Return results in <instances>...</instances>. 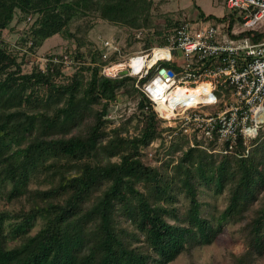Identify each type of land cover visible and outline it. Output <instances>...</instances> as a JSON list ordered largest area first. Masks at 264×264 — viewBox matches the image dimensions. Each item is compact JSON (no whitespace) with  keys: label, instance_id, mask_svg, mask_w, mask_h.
<instances>
[{"label":"trees","instance_id":"16d2710c","mask_svg":"<svg viewBox=\"0 0 264 264\" xmlns=\"http://www.w3.org/2000/svg\"><path fill=\"white\" fill-rule=\"evenodd\" d=\"M152 1L0 0V200L13 205L0 210V264H170L213 244L228 224L238 226L244 246L231 264L264 257V132L249 150L240 136L233 143L216 134L210 141L194 135L192 143L182 133L168 138L132 78L101 74L116 56L104 62L101 50L83 54L85 39L70 33L73 19L97 16L125 30L129 44L142 28L144 48L163 45L186 22L165 15L154 30ZM16 13L31 23L10 47L1 34ZM198 17L224 23L232 38L250 34L232 35L241 23L234 12L198 10ZM56 35L76 44L66 54L77 65L70 78L63 56H48L60 62L45 71L23 72L27 55ZM263 40L253 33L254 42ZM86 55L89 62L81 61ZM122 89L137 95L136 112L107 131ZM205 188L226 195L223 210L199 200ZM204 205L213 210L204 214Z\"/></svg>","mask_w":264,"mask_h":264},{"label":"built area","instance_id":"2783aa9c","mask_svg":"<svg viewBox=\"0 0 264 264\" xmlns=\"http://www.w3.org/2000/svg\"><path fill=\"white\" fill-rule=\"evenodd\" d=\"M223 2L230 13H236L241 19V23L231 31L232 35L243 32H248L249 35L232 38L225 31L227 25L224 23L195 19L194 22H186L167 33L163 45H152L150 42L146 48L133 51L125 57L118 41L99 40L104 62L111 56H116V62L103 66L101 74L112 79L132 78L134 89L149 101L162 121L161 128L166 130L164 135L168 138L182 133L192 143L194 135L197 140L210 141L216 134L219 143H233L240 136L247 146V143L256 138L259 126L264 124L256 123V115L264 112V40L253 41L254 32L264 34V0ZM27 21H30V17ZM145 32L142 28L133 30L132 39L144 44L142 38ZM155 51H166L169 58L158 59L149 66ZM59 62L56 57H46L41 64L38 63V67L45 71L47 64ZM162 62L176 64L178 72L161 67ZM62 64L65 68L73 64V61L65 55ZM114 66L116 69L113 74H107ZM123 70L127 71V75L119 76V72ZM162 70L166 76L160 74ZM152 71L154 74L142 82ZM202 82L210 83V97L213 101L186 107L183 104L187 98L172 95L177 88H193ZM228 93L234 100L229 105L226 102ZM159 103L171 108L170 117L157 110ZM218 106L224 109L213 114L202 112L204 108L216 109ZM151 156L152 153H149L148 157Z\"/></svg>","mask_w":264,"mask_h":264},{"label":"rangeland","instance_id":"374dc122","mask_svg":"<svg viewBox=\"0 0 264 264\" xmlns=\"http://www.w3.org/2000/svg\"><path fill=\"white\" fill-rule=\"evenodd\" d=\"M152 2L153 7L150 13L151 17L149 16V21L154 30L160 29L164 26L162 18L165 15H169L174 22H194L195 19L200 20L199 17H197L198 10L204 14L213 15L215 17H222L224 14L230 13L225 8L223 0H153ZM20 19L22 20V17L16 13L9 28L4 30L1 34L2 40L10 47L14 45L16 46V41L19 42L21 40L20 37L22 36V33L30 26L31 21H20ZM171 29L173 30V28ZM69 30L70 33L74 34L77 38L85 39V43L81 48V52L83 54H86V50L88 49L100 50V39H112L118 41L119 45L122 47L124 57L133 51H138L144 48V44L141 42L139 43L131 40V43L129 44V40L127 38L128 33L125 30L120 28L116 23L104 21L97 16L77 17L69 24ZM75 46L76 44L74 43V40L67 38L66 35H56L49 38L40 48L36 49L35 54L30 55L29 53L27 55L25 58V64L22 66V70L23 72L28 73L33 67L38 66V63L41 64L44 58L48 56H64L73 51ZM89 60V55H86V58L81 61L89 62ZM97 63L99 64L100 62L97 61ZM160 65L165 68L172 69L175 72H178L179 70L174 63L162 62ZM76 66L77 65L73 62V64L65 67L63 69V78H70V76L74 73ZM104 66H109V64ZM113 72L114 70L111 72L108 71L107 74L112 75ZM84 76L87 77V73H84ZM123 90L124 89L118 92L117 101L111 106L107 115V119L109 120L106 126L107 131H110L113 128L118 129L122 122L136 112L138 99L137 95L135 93L127 94L123 92ZM215 93L218 94L217 92ZM226 102L227 105L234 103V100L230 97L229 93L226 96ZM223 109L224 107L218 106L216 109L204 108L202 109V112L213 114ZM133 124H135V122ZM261 131L264 132V124H261L257 129V135ZM248 145L249 144L247 143L249 150ZM33 187H36V185ZM225 197L226 195L214 196L208 189L203 191L198 196L200 201L205 202V204L206 202L211 204L216 207L218 211L224 209L226 205ZM180 204L183 206L186 202L180 198ZM4 208L13 209V205H8L4 201L0 200V210ZM202 210L204 214H208L213 210V208L204 205ZM237 229L238 226L236 225H226L222 234L213 244L197 248L191 258H188L185 255H180L170 264H231L230 255L234 254L238 256L244 250L243 243L240 239H238V234L236 232ZM256 264H264V257L257 259Z\"/></svg>","mask_w":264,"mask_h":264},{"label":"bare ground","instance_id":"6f19581e","mask_svg":"<svg viewBox=\"0 0 264 264\" xmlns=\"http://www.w3.org/2000/svg\"><path fill=\"white\" fill-rule=\"evenodd\" d=\"M163 58H169V54L166 51H155L154 56L151 59V61L148 63V65L154 64L158 59ZM115 66L112 68V70H115ZM211 92V85L209 82H202L197 84L196 87L193 88H177L173 91V96H183L182 98H187L188 100L183 104L186 105V107L197 105L201 102H208L213 101L210 97ZM172 107V104H171ZM170 109V110H169ZM167 108L163 103H159L157 110L161 113H165L166 117L171 116V108ZM256 123H264V112L263 114L256 115Z\"/></svg>","mask_w":264,"mask_h":264},{"label":"water","instance_id":"95a60500","mask_svg":"<svg viewBox=\"0 0 264 264\" xmlns=\"http://www.w3.org/2000/svg\"><path fill=\"white\" fill-rule=\"evenodd\" d=\"M160 74H162L163 76H166L165 72L162 70L160 71ZM127 75V71L126 70H123L121 72H119V76H125Z\"/></svg>","mask_w":264,"mask_h":264},{"label":"crops","instance_id":"0c3cea01","mask_svg":"<svg viewBox=\"0 0 264 264\" xmlns=\"http://www.w3.org/2000/svg\"><path fill=\"white\" fill-rule=\"evenodd\" d=\"M205 15L207 16L208 14H205ZM197 17H198V11H197ZM197 17H196V18H197Z\"/></svg>","mask_w":264,"mask_h":264}]
</instances>
